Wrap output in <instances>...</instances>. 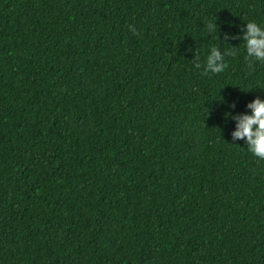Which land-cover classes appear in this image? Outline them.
Instances as JSON below:
<instances>
[{
	"label": "trees",
	"instance_id": "trees-1",
	"mask_svg": "<svg viewBox=\"0 0 264 264\" xmlns=\"http://www.w3.org/2000/svg\"><path fill=\"white\" fill-rule=\"evenodd\" d=\"M248 21L264 0H0V264H264V161L226 117L264 99L224 41Z\"/></svg>",
	"mask_w": 264,
	"mask_h": 264
},
{
	"label": "clouds",
	"instance_id": "clouds-1",
	"mask_svg": "<svg viewBox=\"0 0 264 264\" xmlns=\"http://www.w3.org/2000/svg\"><path fill=\"white\" fill-rule=\"evenodd\" d=\"M209 33L218 32V26L209 22L206 24ZM129 30L135 32V28L129 25ZM242 35L230 36L224 33V41L239 39L243 42L245 51V63L252 68L255 63L264 64V26L255 21L244 23L241 29ZM226 44V43H224ZM234 50L235 48L232 47ZM233 54L232 51L212 47L204 58L203 65L199 62L197 54L193 61V67L202 69L204 73H221L226 65V58ZM234 110L235 105H231ZM226 117L233 122V130L230 133L232 142L243 141L247 151L258 161H264V99L256 98L246 105V111L242 113H226Z\"/></svg>",
	"mask_w": 264,
	"mask_h": 264
}]
</instances>
